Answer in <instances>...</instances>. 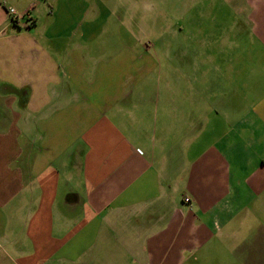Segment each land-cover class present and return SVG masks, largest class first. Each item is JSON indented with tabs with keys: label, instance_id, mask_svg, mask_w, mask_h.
Listing matches in <instances>:
<instances>
[{
	"label": "crops",
	"instance_id": "obj_1",
	"mask_svg": "<svg viewBox=\"0 0 264 264\" xmlns=\"http://www.w3.org/2000/svg\"><path fill=\"white\" fill-rule=\"evenodd\" d=\"M182 1L0 0V264H264V0Z\"/></svg>",
	"mask_w": 264,
	"mask_h": 264
},
{
	"label": "rangeland",
	"instance_id": "obj_2",
	"mask_svg": "<svg viewBox=\"0 0 264 264\" xmlns=\"http://www.w3.org/2000/svg\"><path fill=\"white\" fill-rule=\"evenodd\" d=\"M105 1L108 2V7L103 8L104 11L98 13L97 22H103L105 25L107 23V28H105V26L100 28L98 26L96 33L99 38H110L113 40L117 38L125 39L127 38L126 35L129 34L127 25H130V32L133 34L134 38L153 43L155 40L166 38L164 33L168 31L166 28L164 29V27L167 22L176 23V21H178V24L181 26L177 33L178 39L181 37L189 39V13L179 14L178 7L180 6H178L177 0ZM188 1L189 0H183L182 4L184 5ZM173 10L176 11V13ZM158 11H160V13H158ZM19 22L25 23V20L18 21V23ZM32 22L31 17L28 23L31 25ZM114 43L115 42H113V44ZM148 46L150 48V51L148 50L150 54L158 53L157 50L159 47H153L151 44ZM161 60L162 63L168 64L166 59L161 58ZM178 102L187 105V101H181V98H178Z\"/></svg>",
	"mask_w": 264,
	"mask_h": 264
},
{
	"label": "built area",
	"instance_id": "obj_3",
	"mask_svg": "<svg viewBox=\"0 0 264 264\" xmlns=\"http://www.w3.org/2000/svg\"><path fill=\"white\" fill-rule=\"evenodd\" d=\"M6 13L9 17V20L11 21V23L13 22H18V21H21V20H25V23L24 24V27H27L29 26L30 24L28 23V21H30L31 19V14H30V11L27 10L23 13H19L17 12L14 8L12 7H6ZM184 201H188V198H184Z\"/></svg>",
	"mask_w": 264,
	"mask_h": 264
},
{
	"label": "trees",
	"instance_id": "obj_4",
	"mask_svg": "<svg viewBox=\"0 0 264 264\" xmlns=\"http://www.w3.org/2000/svg\"><path fill=\"white\" fill-rule=\"evenodd\" d=\"M13 24H15V25H16V22H13ZM29 27H30V25H29Z\"/></svg>",
	"mask_w": 264,
	"mask_h": 264
}]
</instances>
